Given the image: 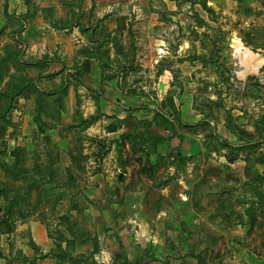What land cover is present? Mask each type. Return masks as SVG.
I'll list each match as a JSON object with an SVG mask.
<instances>
[{
    "label": "crops",
    "instance_id": "1",
    "mask_svg": "<svg viewBox=\"0 0 264 264\" xmlns=\"http://www.w3.org/2000/svg\"><path fill=\"white\" fill-rule=\"evenodd\" d=\"M149 11L125 0H0V172L18 177L0 183V264H264V141L193 108L185 40L168 52L154 30L165 20ZM126 43L128 56L115 51ZM146 71L160 78L150 84ZM58 173L82 190L91 223L101 204L81 240L46 222L61 204Z\"/></svg>",
    "mask_w": 264,
    "mask_h": 264
},
{
    "label": "rangeland",
    "instance_id": "2",
    "mask_svg": "<svg viewBox=\"0 0 264 264\" xmlns=\"http://www.w3.org/2000/svg\"><path fill=\"white\" fill-rule=\"evenodd\" d=\"M125 2L130 6L141 5L143 18L149 19L151 13L148 12V9L152 10L153 7L155 19L152 20H165L163 25L160 24L154 30L160 38H165L168 52H174L180 41L185 40V73L189 79V85H191L189 92L192 94L193 108L201 114V117L211 121H222L226 128L231 126L239 135L246 134L244 129L246 124L251 125L254 137L264 141V133H262L264 127V22H262L264 0H125ZM169 5L173 9H169ZM133 19L134 14L131 15L130 20L133 21ZM132 31L130 30V36ZM232 40L234 44L231 42ZM144 42L147 41L144 39L142 43ZM237 44H240L243 50H247L251 57H241L235 48ZM114 49L115 51L120 49L127 56L132 50L131 44L128 43L121 44L120 47H114ZM118 62V59L104 61L106 65L110 64L108 66L111 69L118 67ZM3 67L4 65L1 68ZM160 75V71H157L151 78H148L146 71L141 74V78L147 79V82L152 84L160 78ZM127 78L131 80L133 76H127ZM6 85L4 83V86ZM2 98L0 96V101ZM3 108L4 105L1 103L0 135L5 134L7 125L4 123L8 122L3 118L5 117ZM99 144L96 142L95 151ZM91 145L92 143L88 139L85 146H88L90 150ZM1 147H6L5 141H0ZM0 159L4 160L2 155ZM100 161L101 157L98 158V162ZM26 162L28 160H24V164ZM8 174L0 172V183L15 185L18 177L10 176V179ZM17 174V176H21L22 172ZM26 174H29V177L32 175V173ZM63 174L58 173L57 175L58 183H64V186L61 187L64 190L61 192L58 190L56 193V198L61 201V204L57 210L53 208L49 212L46 222L51 226V229L56 228L54 224H61L63 227L71 226L73 233L79 234L76 238L81 240V232L86 227H93L92 224L97 227L100 224L101 204L100 202L92 204L94 206L93 215L96 219L91 223L89 220L90 211H85L86 204L81 203L80 198H83L84 195L82 190L74 186L70 187L72 182L65 180L66 176ZM7 190L0 186V197L5 198L8 195ZM36 192L37 188L33 189L31 194L35 195ZM44 192L49 195L48 198L54 197V194L48 189H45ZM72 192L79 198L77 212L80 213L78 214L71 213L73 208H71L72 202L69 194L71 195ZM171 192L174 194L175 189H171ZM31 194L24 193L23 196L19 193L18 198L22 199ZM151 196L155 197L153 193ZM2 206L0 205V208ZM60 213L67 219L58 222L56 218ZM79 218L81 220H78ZM53 237H56L57 240L60 238L56 233L53 234ZM79 243L73 245L74 252L72 254L75 260L79 259L77 256L81 249V243Z\"/></svg>",
    "mask_w": 264,
    "mask_h": 264
},
{
    "label": "bare ground",
    "instance_id": "3",
    "mask_svg": "<svg viewBox=\"0 0 264 264\" xmlns=\"http://www.w3.org/2000/svg\"><path fill=\"white\" fill-rule=\"evenodd\" d=\"M235 48H236L237 52L241 55V57H243V58L251 57V54L247 50H243V47L240 44H237L235 46Z\"/></svg>",
    "mask_w": 264,
    "mask_h": 264
},
{
    "label": "water",
    "instance_id": "4",
    "mask_svg": "<svg viewBox=\"0 0 264 264\" xmlns=\"http://www.w3.org/2000/svg\"><path fill=\"white\" fill-rule=\"evenodd\" d=\"M163 82H159V84H158V88L160 89V90H163Z\"/></svg>",
    "mask_w": 264,
    "mask_h": 264
},
{
    "label": "trees",
    "instance_id": "5",
    "mask_svg": "<svg viewBox=\"0 0 264 264\" xmlns=\"http://www.w3.org/2000/svg\"><path fill=\"white\" fill-rule=\"evenodd\" d=\"M107 128H109V129H114L113 127H107Z\"/></svg>",
    "mask_w": 264,
    "mask_h": 264
}]
</instances>
